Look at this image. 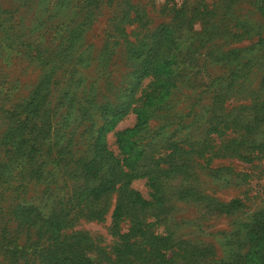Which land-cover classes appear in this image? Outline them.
Returning <instances> with one entry per match:
<instances>
[{
	"label": "rangeland",
	"instance_id": "obj_1",
	"mask_svg": "<svg viewBox=\"0 0 264 264\" xmlns=\"http://www.w3.org/2000/svg\"><path fill=\"white\" fill-rule=\"evenodd\" d=\"M82 1L0 0V264H82L76 256L113 264L114 248L131 228L127 217L113 223L118 192L81 199L86 186L109 177L103 171L113 163L146 203L149 231L171 236L167 259L181 264L176 246L193 244L213 260L192 254L191 262L220 264L264 207V150L249 161L230 149L255 113L262 114L260 133L251 136L264 140L258 0H235L221 19L211 13L220 0H98L94 14ZM181 7L191 15L177 48L188 73L140 117L152 76L134 91L121 90L132 82L130 43ZM202 10L211 14L210 26ZM17 102L23 104L7 112ZM234 199L241 205L226 213ZM135 259L133 252L124 264H142Z\"/></svg>",
	"mask_w": 264,
	"mask_h": 264
},
{
	"label": "trees",
	"instance_id": "obj_2",
	"mask_svg": "<svg viewBox=\"0 0 264 264\" xmlns=\"http://www.w3.org/2000/svg\"><path fill=\"white\" fill-rule=\"evenodd\" d=\"M87 2H80L79 5L86 10L94 14L95 7H98V0H84ZM235 0H220V9L218 12H211L214 17H226L230 8L234 4ZM259 8L264 12V0H258ZM196 10V8H194ZM174 14H172V20L168 23L163 24L155 30L146 32L142 38L136 39V41L130 43V48L128 54L130 56V62L134 65V70L132 72V82L131 86L122 87L121 90L130 92L134 91L142 78L147 75L152 76V81L148 86L151 91L146 94L144 105L137 107L136 112L143 115L144 118L147 117L149 110H147V105H152L154 99L159 92L163 94L169 91V88L173 86L174 82L183 80V77L188 73L185 69L180 68L179 64L181 59L180 50L177 48L180 46L178 41V34L183 30V22L187 16L183 7L180 9H174ZM202 15V21H208L211 19V14L202 10L200 12ZM126 15L119 18L115 22L116 29L122 25L121 22L124 21ZM191 18V15L187 16ZM209 19V20H208ZM223 20V19H222ZM190 21H187L188 27L190 26ZM221 23V21H220ZM204 25V23L202 22ZM210 26L211 24L208 23ZM187 27V26H184ZM122 35H125L124 31L120 30ZM113 43H118L120 35L114 32ZM264 42V38L260 39ZM179 57V58H178ZM192 63H188L187 67L192 66ZM191 71V70H190ZM189 71V72H190ZM182 82V81H181ZM262 88L264 90V77L262 79ZM29 96L26 101L30 99ZM19 102L12 103L10 109L7 112H12L16 108L20 107L23 103ZM123 104H127L126 101H122ZM260 110L264 111V103H261ZM262 114L259 115L255 113L253 120L249 122L243 121L241 126L244 127V136L241 140H232L230 149L232 153L245 160H252V158L257 155H253L254 152L260 153L264 150V140H257L256 137L251 135L255 133H260L256 122H260ZM256 121V122H255ZM233 124H236L233 122ZM247 136V137H246ZM123 139V135H122ZM236 144V145H234ZM244 144L247 146L245 151L242 152L240 149ZM114 164V163H113ZM113 164H107L108 167L103 171V177L109 174V177L102 178L95 186H86L81 192V199L93 203L101 198H105L112 191L117 190L118 197L112 212V219L115 226L119 222L127 217L130 219V231L121 236V243L115 246V259L113 264H124V262L129 260V255L136 252V261L142 264H173L171 259L165 257V251L170 243L171 236H156L153 235L149 229L148 225L143 222V215L146 213V203L140 199L138 194L127 187V178L120 172V170ZM1 175V174H0ZM124 175V176H123ZM124 177V178H123ZM154 182L153 177L151 178ZM122 182L121 186L117 187V183ZM191 191L192 188H187L185 191ZM193 191V190H192ZM199 196V195H198ZM196 196V200H198ZM240 201L234 199L229 203V205L224 209L226 213H231L240 206ZM219 209V208H215ZM102 210H95V213L101 214ZM37 220V219H36ZM244 235L242 240L238 243V246L234 249L235 251H229L224 254L222 259L219 260L220 264H264V207L256 211L252 217L243 224ZM139 236V240L135 238L130 240L132 237ZM133 239V238H132ZM184 243V241H181ZM245 248V252H240V248ZM0 249H2V244L0 243ZM210 249V247H208ZM192 251V252H190ZM174 252H179V257L181 264H209V262L202 261H190V256L194 254L196 257H210L211 262L213 260V252L206 250L205 248L197 247L196 245L188 246L185 244H179L176 246ZM150 257L147 260V257ZM78 261H82L85 264L86 261L84 257L76 256ZM134 263V262H133ZM77 264V263H70Z\"/></svg>",
	"mask_w": 264,
	"mask_h": 264
}]
</instances>
